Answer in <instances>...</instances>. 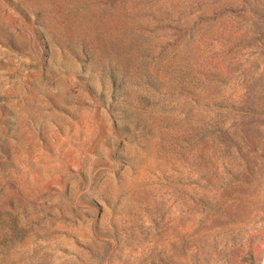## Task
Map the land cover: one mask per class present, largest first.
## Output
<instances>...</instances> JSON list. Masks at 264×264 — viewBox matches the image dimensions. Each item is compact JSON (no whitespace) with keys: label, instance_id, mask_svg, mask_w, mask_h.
<instances>
[{"label":"rangeland","instance_id":"1","mask_svg":"<svg viewBox=\"0 0 264 264\" xmlns=\"http://www.w3.org/2000/svg\"><path fill=\"white\" fill-rule=\"evenodd\" d=\"M0 264H264V0H0Z\"/></svg>","mask_w":264,"mask_h":264}]
</instances>
